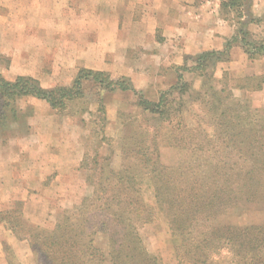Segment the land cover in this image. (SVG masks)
<instances>
[{"label": "trees", "instance_id": "16d2710c", "mask_svg": "<svg viewBox=\"0 0 264 264\" xmlns=\"http://www.w3.org/2000/svg\"><path fill=\"white\" fill-rule=\"evenodd\" d=\"M249 2L222 1L221 13L227 21L232 9L248 5L238 13L234 34L222 50H205L176 67V82L156 100L135 88L125 76L84 67L70 85L52 89L44 88L31 76L11 80L0 74V130L18 123L20 101L25 97L45 100L52 109L65 112L75 101L88 98L85 84L98 85L100 92L94 95L102 128L94 133L98 147L105 143L110 150L104 155L95 152L94 158L85 153L81 167L97 172V176L91 172L87 175L94 187L92 193L74 210L62 214L53 228L33 227L21 234L17 224L10 226L18 237L29 241L40 264H163L147 250L139 233L161 212L179 239L178 264H216L228 256L234 264H264V222L245 224L240 214L234 222L219 218L238 205L228 206L231 203L227 204L226 196L231 191L255 194L258 203L264 202V123L251 93H246L264 85V74L240 78L236 87L242 93L237 96L226 87L228 71L221 76L217 73V65L230 61L231 49L237 45L249 59H264V29L263 33L250 30L251 24L262 26L264 17H255ZM187 74L201 79L202 93H189L194 87ZM118 90L136 96L137 118L146 124L139 128L126 124L118 148L119 168L114 165L115 151L104 134L107 108L103 101V92ZM188 100L190 104L199 102L206 110L202 118L209 116L214 125L208 135L214 139H203L194 147L176 143L181 137L174 124L162 125L172 120L179 124ZM201 120L193 136L206 131ZM165 140L177 146L178 159L171 165L162 162ZM234 154L247 163V170L232 160ZM146 184L153 191L148 197ZM9 263L13 264L11 258Z\"/></svg>", "mask_w": 264, "mask_h": 264}, {"label": "crops", "instance_id": "0c3cea01", "mask_svg": "<svg viewBox=\"0 0 264 264\" xmlns=\"http://www.w3.org/2000/svg\"><path fill=\"white\" fill-rule=\"evenodd\" d=\"M222 1L0 0V74L11 80L21 75L36 78L30 70V63L36 56L31 55L27 47L44 50L46 42L52 40L47 38V33L60 35L58 43H64L63 35L71 33L74 43L82 42L84 68L125 76L139 90L154 81L158 89L160 84L163 88L167 82L171 86L177 79L176 67L205 50H222L226 40L234 34L235 26L222 16ZM252 10L262 16L264 0H256ZM260 28L261 25H250L253 32ZM18 34L26 36L18 37ZM131 48L150 49L151 52L138 62L129 55ZM230 55V61L221 65L229 76L264 74V59H249L241 46H234ZM258 65L263 66V71H253ZM246 93H251L254 104L261 103L258 94L264 93V85ZM17 144L26 146L25 141L13 145ZM40 150H37L39 156L31 152V148L27 157L16 152V156L7 151L0 154V226L10 235L6 243L15 249L22 261L33 256V249L27 239L18 237L9 223L1 220V211L10 209L9 203L13 201H23L26 213L28 199L34 205L42 202L43 206V201L36 200L32 194V185L41 184L47 169L43 165L46 151L41 153ZM55 157L58 168L57 154ZM2 260V264H10L5 257Z\"/></svg>", "mask_w": 264, "mask_h": 264}, {"label": "rangeland", "instance_id": "374dc122", "mask_svg": "<svg viewBox=\"0 0 264 264\" xmlns=\"http://www.w3.org/2000/svg\"><path fill=\"white\" fill-rule=\"evenodd\" d=\"M249 1V4L251 5L250 10L253 15L259 18L264 17V13L262 16H258L252 10L256 0ZM247 8L248 5L246 8L245 6L242 7V9ZM242 9L235 8L228 13L227 22L232 26H235V29L237 27V21H239L237 17L238 13L242 11ZM263 29L264 24L256 33H263ZM20 36L25 37L26 35L18 34V37ZM59 37L60 35L47 33V38H51L52 40L46 42L47 47L44 50H36L34 48H29V46L27 47V49H31L30 54L36 56V59H33L30 63V70H32V73L38 78L42 86L47 89H52L59 85H70L75 78L78 69L83 68L84 65H86V60L84 61L82 58V56H85L84 50L82 49L83 47H81L82 42L74 43L72 40L73 38L71 39V33L63 35L64 43L57 42V40H60ZM150 52V49H142L141 51L138 48H131L128 50L132 59L138 62H141L142 57H146V53ZM107 61L110 60L107 59ZM223 63L217 65V73L219 76H221L223 71L226 70L224 66H221ZM189 64H192L191 61ZM162 67L165 68V66ZM262 67V65H258L254 67L253 71H263V69H261ZM111 74L120 76L113 72ZM262 74L263 73H255L254 75ZM242 77L245 76L239 77L230 75V79H227L226 82L228 91L240 96L242 92L236 86L240 85L239 79ZM186 79L188 82L193 83L194 87L189 93H202V82L200 78L195 74H187ZM159 83L160 82H158V84ZM156 84V81L149 82L147 88L140 90L147 97L156 100L162 91L170 87L168 82L165 83L167 85L163 88L160 84V92L157 93L159 89ZM85 85H87L86 93H88V98H86V100L75 101L65 112H59L52 109L51 106L42 99L36 97L23 98L20 101L21 111L18 123L14 126H5V128L0 130V154L2 155L7 151L11 155H14L16 152L27 157L30 153V148L31 152H35L36 156H39L37 150L42 149L40 150L41 153H45L46 151L47 158H45L46 160L43 165H46L47 169L45 170L44 177L41 180V184L38 183L37 185L35 183L32 185L34 190L32 193L33 196H35L36 200L41 199L43 201V206L41 205L42 202L39 203L40 205H34L30 203L28 199L27 202L29 208L26 213L23 211V201H13L12 203H9V206H11L10 209L5 208L1 211V220H6L9 223V226L17 224V229L21 234L27 233V231L29 229L32 230L33 227H40L43 229L53 228L62 214L74 210L75 206L80 203L81 199L84 196L91 194L94 189L92 184L87 180V175L91 172L97 176V172L93 169H83L81 163L85 158V153L88 152V154L92 155L94 158L95 152L104 155L109 152L110 147L104 143V147L99 148V139H96L94 133L95 131L100 132V128H102L99 119L100 117L96 113L95 101L97 96L94 95V93H100L98 91V85L88 83ZM137 89L139 90V88ZM103 93H105L103 101L107 108L104 134L108 140L107 142L112 145V149L115 151L114 165L119 168L121 157L118 148L120 139L127 128L126 124L132 123L130 125H132L133 128H139L142 126L141 124L144 120L137 118L139 110L135 105L136 96L132 94V92L118 90L116 92L105 91ZM258 98L262 99L261 103H256L254 106L262 112L260 121L261 123H264V93H259ZM188 102L189 100L186 102L185 106H183L185 112L183 113V117H181V124L180 122L179 124H175V120H172V122L163 121L162 125L165 126L169 123L172 125L174 124V129L177 130V133H180L179 136L181 137L176 143L179 144L181 142L182 145L184 144L188 147H194L195 144L201 142L203 139L205 142L214 139L213 136L208 137V135L212 134L214 131V125L212 126L213 121L209 116L202 118L206 110L202 108L201 105L197 104L199 102L194 104ZM199 120H201L200 122L206 131L202 130L198 136H193L191 133H194L196 130ZM143 126L145 127L146 124L143 123ZM13 132H17L16 136L10 137ZM246 140L247 139H245V141ZM17 141H25L26 146L24 144V146H19V144H17L18 146L13 145ZM171 142L172 145H174L175 139L172 138ZM20 147H23L22 151L19 150ZM7 148L8 150H6ZM176 148L177 146H171L165 140L161 151L162 162L164 164L171 165L177 161L178 151ZM2 151H4V153H2ZM56 154L59 159L58 168H56ZM44 155L45 154L42 156L44 157ZM232 160H238L237 162L240 166H244L245 170L248 169L247 163H245L243 159H238L235 154ZM57 174H60V176H57ZM231 192L232 193H229L226 196L227 204L231 203L228 206L231 207L236 203H238V205L236 204L232 207L228 213L229 215H223L219 217L220 219L226 222H234L240 214V221L245 224H261L262 221L264 222V202L258 203V197H256L255 194L251 196L245 191ZM150 193H153L152 188L146 184L145 194H147V197ZM217 195L219 194H216L215 196ZM150 200L154 201L152 198H150ZM253 201H256L257 204H254ZM139 233L147 250L150 253L157 255L162 260L163 264H178L176 247L179 244V239L173 235L168 220L162 212L153 223L140 228ZM9 236L10 235L7 234L6 230L0 226L1 264L4 257L6 260H10L11 258L13 264H40L34 251H32L33 256L30 259L23 261L20 260L15 249L6 243ZM8 247H10V249ZM31 249L33 248L31 247ZM23 254V257H25V253ZM216 264L234 263L228 256L217 261Z\"/></svg>", "mask_w": 264, "mask_h": 264}]
</instances>
